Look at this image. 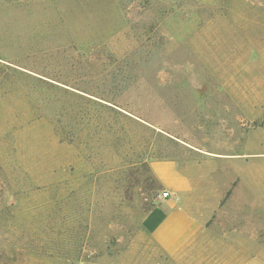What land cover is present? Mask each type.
I'll return each instance as SVG.
<instances>
[{
	"label": "rangeland",
	"instance_id": "374dc122",
	"mask_svg": "<svg viewBox=\"0 0 264 264\" xmlns=\"http://www.w3.org/2000/svg\"><path fill=\"white\" fill-rule=\"evenodd\" d=\"M158 159L236 243L244 164L264 192V0H0V264H174L144 226Z\"/></svg>",
	"mask_w": 264,
	"mask_h": 264
},
{
	"label": "crops",
	"instance_id": "0c3cea01",
	"mask_svg": "<svg viewBox=\"0 0 264 264\" xmlns=\"http://www.w3.org/2000/svg\"><path fill=\"white\" fill-rule=\"evenodd\" d=\"M244 166L247 170L232 191L239 206V235L235 243L231 231L235 224L230 223V215L226 219L228 214H224L220 220L216 214L218 205L201 204L199 189L175 161L151 162L160 193L157 204L144 218V226L174 264H264L260 236L264 208L262 181L257 166ZM164 192L169 193L167 198L162 197Z\"/></svg>",
	"mask_w": 264,
	"mask_h": 264
},
{
	"label": "built area",
	"instance_id": "2783aa9c",
	"mask_svg": "<svg viewBox=\"0 0 264 264\" xmlns=\"http://www.w3.org/2000/svg\"><path fill=\"white\" fill-rule=\"evenodd\" d=\"M169 196V193H167V192H164L163 194H162V197L163 198H167Z\"/></svg>",
	"mask_w": 264,
	"mask_h": 264
},
{
	"label": "trees",
	"instance_id": "16d2710c",
	"mask_svg": "<svg viewBox=\"0 0 264 264\" xmlns=\"http://www.w3.org/2000/svg\"><path fill=\"white\" fill-rule=\"evenodd\" d=\"M228 194H230V193H228Z\"/></svg>",
	"mask_w": 264,
	"mask_h": 264
}]
</instances>
